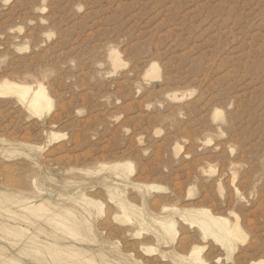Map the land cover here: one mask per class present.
I'll return each mask as SVG.
<instances>
[{
    "label": "rangeland",
    "instance_id": "374dc122",
    "mask_svg": "<svg viewBox=\"0 0 264 264\" xmlns=\"http://www.w3.org/2000/svg\"><path fill=\"white\" fill-rule=\"evenodd\" d=\"M4 78L52 106L0 95V264H189L194 247L264 264V0H0ZM199 208L238 222L231 253L182 217Z\"/></svg>",
    "mask_w": 264,
    "mask_h": 264
},
{
    "label": "bare ground",
    "instance_id": "6f19581e",
    "mask_svg": "<svg viewBox=\"0 0 264 264\" xmlns=\"http://www.w3.org/2000/svg\"><path fill=\"white\" fill-rule=\"evenodd\" d=\"M108 58L113 65H118V63L120 62L117 52L113 49H110ZM157 74H158V68H157L156 63L150 64L149 68H147L146 75H157ZM6 94L14 95L21 104H23L28 110H30L33 114L37 116H41L42 112L45 109L49 110L50 107L52 106L51 99L49 98L45 88L42 86L40 82H37V84L33 86V85L26 84L25 82H18L12 79H7V78L0 79V95H6ZM220 113H221L220 111L215 110L214 116L217 117L218 115H220ZM50 137H52V139H55L57 136L53 134ZM263 166H264V162H263ZM111 167L113 168V170L115 171V175L117 176H122V171L125 168H127L126 170L130 172L132 170L131 164H128V163L123 164V165L119 163H115ZM147 186L149 189L161 188V186L157 184H150V185L148 184ZM84 200L87 201L88 203H92L98 208L101 207V205L98 202L91 200L88 197H85ZM29 205L35 206V207L41 206V207L49 208V205H54V204L50 202L48 199H43L40 202H34V203L31 202L28 204L26 203L24 204L23 207L27 208V206ZM63 211L67 215H73L71 210L63 209ZM182 217L186 221H188L190 225L197 226L202 232L203 238H206V237L213 238L215 241L221 243L224 247H226L230 253L234 249L235 238L242 240L244 237V233L239 227V224L237 221L234 223H229L227 218L223 216H219V215H214L208 208L187 210L184 213V215H182ZM63 218L64 217L60 216L59 219H53V220H55L56 223L61 224L62 223L61 221ZM141 219L143 220V218ZM152 220L154 223H156V225L159 226L160 231H162L164 234L169 235L175 231L174 221L170 217L152 218ZM47 249L51 252L59 251L56 246H53V244H49L47 246ZM199 249L200 248L198 247L192 248V250L190 251V254L188 255V260L190 261L189 264H198V263H194V261L199 259L198 258ZM65 254L68 256H74V255H77L78 252L76 251L65 252Z\"/></svg>",
    "mask_w": 264,
    "mask_h": 264
}]
</instances>
